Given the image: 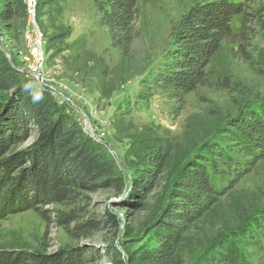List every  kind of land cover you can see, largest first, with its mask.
<instances>
[{"label":"rangeland","instance_id":"374dc122","mask_svg":"<svg viewBox=\"0 0 264 264\" xmlns=\"http://www.w3.org/2000/svg\"><path fill=\"white\" fill-rule=\"evenodd\" d=\"M196 1L140 0L139 34L124 56L101 25L94 0H36L34 18L26 0H11V18L0 21V48L29 84L51 92L109 150L126 184L39 210L2 211L0 205V249L68 250L82 255L84 264H151L156 218L174 199L182 170L196 160L208 168L218 194L186 234L176 264H213L208 257L231 233L248 240L246 246L233 240L246 257L261 252L248 237L256 234V219L264 225V159L240 152L233 121L264 104V0H235L244 4L232 23L238 37L209 65L207 82L184 105L162 90L142 97L173 48V26ZM36 31L45 52L41 83L27 77ZM35 139L32 131L16 148ZM136 181L145 183L137 194Z\"/></svg>","mask_w":264,"mask_h":264},{"label":"trees","instance_id":"16d2710c","mask_svg":"<svg viewBox=\"0 0 264 264\" xmlns=\"http://www.w3.org/2000/svg\"><path fill=\"white\" fill-rule=\"evenodd\" d=\"M101 25L114 47L129 55L139 31L136 21L140 0H94ZM244 13L235 0H197L173 26V48L157 72L148 78L142 92L146 98L162 90L179 105L186 96L205 85L213 60L227 45L235 43L232 23ZM12 16L11 0L0 4V21ZM242 34V33H241ZM240 34V35H241ZM0 205L15 211L39 210L43 205L77 202L86 191L118 188L126 181L109 150L93 140L71 119L48 90L29 84L28 79L0 48ZM39 100L33 102V97ZM234 122L240 152L264 159V104ZM36 132L26 148L16 146ZM234 172V171H233ZM235 174H240L235 171ZM153 175L152 172L148 177ZM145 183L132 184L139 193ZM174 199L156 218L151 264H176L186 234L216 202L208 168L193 160L181 172L174 186ZM256 234L249 236L261 252L254 258L237 249L234 239L246 246L237 233L225 236L208 257L213 264H264V225L255 220ZM241 229V228H240ZM251 230L249 225L244 228ZM249 233V235L251 234ZM233 238V239H232ZM227 242V243H225ZM225 243V244H223ZM223 244V245H222ZM82 256V255H81ZM81 256L68 250L53 254L23 249H0V264H84ZM113 264H119L114 260Z\"/></svg>","mask_w":264,"mask_h":264},{"label":"built area","instance_id":"2783aa9c","mask_svg":"<svg viewBox=\"0 0 264 264\" xmlns=\"http://www.w3.org/2000/svg\"><path fill=\"white\" fill-rule=\"evenodd\" d=\"M27 12L34 18L36 10V0H26ZM30 39V36L27 35ZM43 37L41 33L36 31V35L31 38L29 42L31 64L29 65V70L27 72V77L30 79H35L41 83V74L44 70L45 63V52L43 48Z\"/></svg>","mask_w":264,"mask_h":264},{"label":"clouds","instance_id":"9594fccd","mask_svg":"<svg viewBox=\"0 0 264 264\" xmlns=\"http://www.w3.org/2000/svg\"><path fill=\"white\" fill-rule=\"evenodd\" d=\"M38 100H39V97H36V96L33 97V102H36Z\"/></svg>","mask_w":264,"mask_h":264}]
</instances>
